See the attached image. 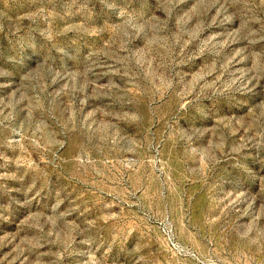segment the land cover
<instances>
[{
    "label": "rangeland",
    "instance_id": "374dc122",
    "mask_svg": "<svg viewBox=\"0 0 264 264\" xmlns=\"http://www.w3.org/2000/svg\"><path fill=\"white\" fill-rule=\"evenodd\" d=\"M0 264H264V0H0Z\"/></svg>",
    "mask_w": 264,
    "mask_h": 264
}]
</instances>
